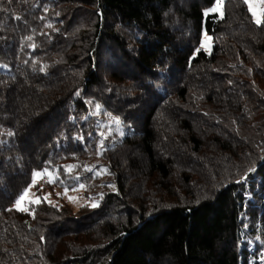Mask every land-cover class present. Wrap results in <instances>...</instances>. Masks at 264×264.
<instances>
[{
  "label": "trees",
  "instance_id": "obj_1",
  "mask_svg": "<svg viewBox=\"0 0 264 264\" xmlns=\"http://www.w3.org/2000/svg\"><path fill=\"white\" fill-rule=\"evenodd\" d=\"M215 2L0 0V264H264V23ZM98 160V206L14 208Z\"/></svg>",
  "mask_w": 264,
  "mask_h": 264
},
{
  "label": "rangeland",
  "instance_id": "obj_2",
  "mask_svg": "<svg viewBox=\"0 0 264 264\" xmlns=\"http://www.w3.org/2000/svg\"><path fill=\"white\" fill-rule=\"evenodd\" d=\"M224 2L225 0H222V3L220 4H217V2H215L212 7L205 11V16H208L210 14H218L220 16H223ZM253 4H256V0H253ZM213 9L217 10L213 11ZM199 51H204L207 54H211L213 51L212 37L206 31H203L198 52ZM97 105L99 104H96V106L94 107V114L99 120L101 127L103 128L101 136L104 139H107L113 134H118L120 138L124 137L126 132L122 128V120L118 116L109 113L101 105H99L100 107L99 109H97ZM116 120L119 121V124L116 123ZM121 132L123 133V135H121ZM98 162L100 166L92 165L91 167H89V169L93 171L95 176L98 177V180L92 181L88 184L87 187H85L84 184L79 183L78 186L74 187L76 190H73L74 188L58 185L56 184V182L58 181L57 174L51 170H48V173L52 174L51 178L55 180V183L48 182V174H45L42 178L38 177L36 185L30 188L29 197L27 199L36 201V198L40 197L42 198L40 199V201L45 200L48 204L52 205H61L62 203L67 204L73 207L76 211L84 206L90 208L98 206L99 201L102 199V197L107 192L114 190V187L110 182V177L107 176L105 171H101L102 169L106 170V167L101 165L103 161L98 160ZM79 185H83L84 187L80 188ZM65 187L68 188L67 193H65ZM36 203L38 202H33V204ZM31 204L32 203H24L22 207H24L26 209L25 211H27ZM14 208L17 210L16 205H14ZM262 240L263 235L260 232L257 235L256 241L253 242V247H255L257 244H260Z\"/></svg>",
  "mask_w": 264,
  "mask_h": 264
},
{
  "label": "snow or ice",
  "instance_id": "obj_3",
  "mask_svg": "<svg viewBox=\"0 0 264 264\" xmlns=\"http://www.w3.org/2000/svg\"><path fill=\"white\" fill-rule=\"evenodd\" d=\"M217 4L222 3V0H216ZM244 3L248 6V10L251 13L252 17L255 20V23L257 25H260L262 23H264V0H256V4H253V0H244ZM217 9H213V11H216ZM49 27H51V25H49ZM30 39V37H29ZM99 105H97V109H99ZM116 123L119 124V121L116 120ZM11 135V133H10ZM121 135H123V133L121 132ZM103 147V143L101 142V148ZM86 170H90V169H86ZM101 171H106L104 169H102ZM45 174L49 175V183H55V180L51 178L52 174L48 173L47 169H44L42 172H33L32 174V182L30 185L26 186V188L23 190L22 193L19 194L18 198L15 200V205L17 207V210L20 211H25L26 209L24 207H22V205L24 203H33V202H39L40 197L36 198V201H32V200H28L27 198L29 197V193H30V188L34 187L37 183V178L40 177L42 178ZM61 183H63L61 181ZM80 188H83V185H79ZM73 190H76L75 188ZM68 188L65 187V193H67ZM71 199V198H70ZM96 206V205H93Z\"/></svg>",
  "mask_w": 264,
  "mask_h": 264
}]
</instances>
